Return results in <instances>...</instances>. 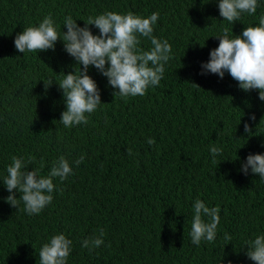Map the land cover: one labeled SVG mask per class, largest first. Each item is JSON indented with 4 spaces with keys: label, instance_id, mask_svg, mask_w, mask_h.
<instances>
[{
    "label": "trees",
    "instance_id": "trees-1",
    "mask_svg": "<svg viewBox=\"0 0 264 264\" xmlns=\"http://www.w3.org/2000/svg\"><path fill=\"white\" fill-rule=\"evenodd\" d=\"M258 4L255 15L233 25L220 17L217 0H0V264H39L41 246L57 233L72 240L68 264H254L246 241L264 234V182L251 170L245 176L241 164L250 153L264 154V102L228 73L201 75V64L224 27L240 35L258 24L264 0ZM105 11L158 12L153 34L171 44L173 59L159 86L128 98L114 97L107 78L91 67L107 105L86 125L65 128L57 75L73 71L74 59L62 41L55 51L19 53L15 36L48 14L60 30L68 15L84 27ZM140 47L149 49L150 41L141 37ZM49 80L56 83L46 91ZM213 144L224 149L216 163ZM61 155L85 159L66 180H54L53 201L39 215H28L22 202L17 209L5 202L11 157H35L29 170L46 175ZM197 199L221 208L216 239L199 246L189 235ZM101 229L99 248L82 247Z\"/></svg>",
    "mask_w": 264,
    "mask_h": 264
},
{
    "label": "clouds",
    "instance_id": "clouds-1",
    "mask_svg": "<svg viewBox=\"0 0 264 264\" xmlns=\"http://www.w3.org/2000/svg\"><path fill=\"white\" fill-rule=\"evenodd\" d=\"M217 4L223 21L233 25L245 13L255 15L259 7L258 0H217ZM158 19V12L143 17L132 11L126 14L105 11L95 17L90 16L85 26L80 27L77 20L68 15L62 27L66 31H62V28L57 29L52 15L48 14L38 26H29L17 33L14 46L22 54L39 53L55 51L57 42L62 41L64 51L75 61L73 71L56 74L63 77L59 83L54 80L43 83L46 91L54 82L62 91L66 110L61 113L59 122L65 128H72L86 125L91 114L101 105H107L101 102L97 83L89 75L91 67L107 78L109 86L115 90L114 97L144 96L150 87L160 85L165 65L173 56L171 44L153 34ZM89 26L98 29L99 34L94 35ZM141 37L150 41L149 49L140 47ZM215 38L219 40V45L210 51L209 60L201 64V75L211 73L223 79L228 73L238 82L240 90L245 93L257 90L259 100L264 102V15L259 16L256 26L245 27L240 35H234L233 28L224 27L222 34ZM191 85L201 89L195 83ZM249 119L255 121L256 117L253 114ZM244 132L252 134L248 123L244 124ZM147 143L151 146L156 142L150 138ZM209 151L212 162L216 163V157L221 156L224 149L213 144ZM127 154L132 155L130 148ZM84 159L85 156L81 155L79 159L69 161L61 155L44 175L41 168L32 167L29 170L35 157L29 156L27 160L20 156L11 157V164L6 168L7 175L2 181L9 193L5 202L16 209L22 202L28 215H39L53 201L54 180H66L74 174L73 164L79 167ZM249 170L264 182V154L250 153L247 156L241 164V172L247 176ZM192 207L189 232L192 244L199 246L202 241L213 242L220 224L221 208L208 207L200 199L195 200ZM205 217L208 219L205 220ZM103 236L101 229L99 236L85 239L82 247L89 251L99 248L104 243ZM224 239L231 241L232 237L225 233ZM71 252L72 240L63 233L54 234L41 246L39 264H68ZM245 254L254 264H264V234L246 241Z\"/></svg>",
    "mask_w": 264,
    "mask_h": 264
}]
</instances>
